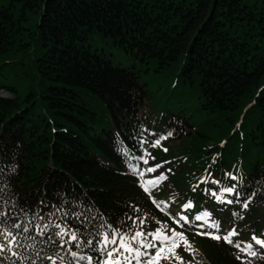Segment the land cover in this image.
<instances>
[{
  "label": "trees",
  "instance_id": "1",
  "mask_svg": "<svg viewBox=\"0 0 264 264\" xmlns=\"http://www.w3.org/2000/svg\"><path fill=\"white\" fill-rule=\"evenodd\" d=\"M10 1L22 14L0 5V89L9 94L0 97V165L15 164L5 199L12 197L18 222L32 219L21 208L48 217L60 207L57 222L63 217L69 230L94 239L91 224L127 231L128 217H139L145 222L135 227L145 232H183L195 253L178 248L186 262L245 264L223 239L181 225L195 212L207 227L235 228L232 239L252 242L258 253L250 264H264V249L251 240L264 238V0ZM27 12L31 28L20 20ZM96 37L131 65H112L92 48ZM128 161L160 165L145 181L167 179L149 195ZM233 184L238 196L220 191ZM189 201L193 209L182 207ZM89 207L85 224L74 213ZM32 236L21 234L34 246L17 249L20 257L5 254L3 264H49L36 253L54 250ZM68 247L102 264L95 245L66 246L65 264H89Z\"/></svg>",
  "mask_w": 264,
  "mask_h": 264
},
{
  "label": "snow or ice",
  "instance_id": "2",
  "mask_svg": "<svg viewBox=\"0 0 264 264\" xmlns=\"http://www.w3.org/2000/svg\"><path fill=\"white\" fill-rule=\"evenodd\" d=\"M172 135V132H168L166 135L161 136L155 141V145L158 146L161 140L167 139ZM165 151H167V149H165ZM134 158L142 160L144 164L148 163V160L145 159L144 156ZM128 164L130 172L140 178L138 182L140 183L141 188L149 195H151L152 188L159 186L162 180L167 179L163 173L147 181L143 179L145 172H156V170L160 168V165L158 164L147 167L146 169H139L137 166L132 165L130 161H128ZM15 171L16 168L14 163L10 164L7 168H5L4 165H0V264H3L5 254H9L11 257H20L23 254L18 252L17 249L34 246L32 244H22L19 239L21 234L29 233L30 231H35V236L31 237L32 240L43 237L44 239L42 240V243L51 246L54 250L52 254H48L43 249L36 253L37 259L48 261L49 264H65L66 257L60 254V250H64L68 245H75V247H92L95 245V252L103 257L102 264H133V262H135V264H161L162 261H166L167 264H191L190 261L185 262L183 257L177 252V249L179 248L183 251L192 253L193 256L195 255L190 242L187 240L183 232L171 229L170 234H168L167 231H164L159 227L153 232H145L142 227H135V225H143L145 222L144 219L139 217H128V219H131L132 225L129 226L127 231L122 227H114L112 224L108 223H101L99 225L91 224L90 226L95 232L94 239L84 238L79 230H69V227L62 222L63 217L61 218V222H57L55 215L56 212L62 210L60 207H57L56 212L51 213L48 217H45L40 213H30V210L21 208L20 213H22L25 218L31 214L32 219L29 220L28 223L18 222L19 216L12 214V197L9 195L8 199H5V196L11 192L9 178L11 175L15 174ZM168 171L171 172V169ZM227 175L231 176V174ZM231 179L237 180L240 178L231 176ZM215 183H219V181H216ZM195 190L196 189L193 188V191ZM220 191L228 194L236 193L237 196L239 195L236 191L235 184L224 187ZM212 194L217 200L226 199L216 193ZM254 194L255 193L253 192V195ZM250 200L251 196L243 201L244 208L248 207V202ZM153 202L156 203L155 200H153ZM226 202L229 204L233 203L232 200H226ZM41 203L44 202L41 201ZM61 203L64 204L67 203V201L61 200ZM5 206H9L8 211L4 210ZM16 206H18V200L16 201ZM190 206H194L191 201L182 207L188 208ZM77 207H79V205H77ZM90 211H92V209L89 207L84 211L75 212L74 214L77 219L84 216V223L87 224L89 221L86 212ZM134 211H139L138 207L134 209ZM70 214L72 213H64L65 216ZM181 219L187 223L186 216H181ZM195 219L197 221H202L204 220V217L198 214ZM33 221H40V223H34ZM176 222L179 223V221ZM121 224H123V222H121ZM193 227L204 228V224ZM209 227L216 231L210 232L205 230L197 234L209 236L217 241L223 239L225 243L232 245L237 250V260L245 262V264H250V261H248L247 258L256 257L258 255L252 242L234 241L232 239L233 236L238 235L235 228L221 234L218 222H209ZM88 235L91 236L92 232H89ZM65 237H67V239H65ZM147 237H151V239H147ZM251 240L254 241L256 245H259L261 249H264V238L257 237L253 234ZM81 241H83L82 244ZM149 249H153L154 251L150 252ZM67 251L73 258L79 256V253L73 251L71 247H68ZM79 259H87L89 264H92L94 257L79 256ZM31 264H36V261L32 260ZM97 264H101V261L97 260Z\"/></svg>",
  "mask_w": 264,
  "mask_h": 264
},
{
  "label": "rangeland",
  "instance_id": "3",
  "mask_svg": "<svg viewBox=\"0 0 264 264\" xmlns=\"http://www.w3.org/2000/svg\"><path fill=\"white\" fill-rule=\"evenodd\" d=\"M0 5L4 7H9L12 10V13L18 17L22 14L20 7L18 4H14L10 0H0ZM13 5V6H12ZM26 16L29 20H21L22 25L25 28H31L34 25L35 19H33L35 16L31 14V12H27ZM26 33V31L24 32ZM92 48L96 49L97 51H101L105 54L106 58L109 59V61L114 66L119 67H128L131 65V60L128 59L125 55L122 54L120 50H118L114 44H111L110 42L106 41L105 39H101L96 37L92 42ZM147 77V74H144L142 76V80L145 81ZM2 95H7L5 92H2ZM186 227L189 229H193L189 225L186 224ZM186 262V260H184ZM163 264V263H161Z\"/></svg>",
  "mask_w": 264,
  "mask_h": 264
}]
</instances>
